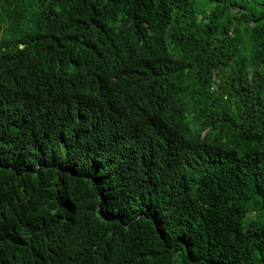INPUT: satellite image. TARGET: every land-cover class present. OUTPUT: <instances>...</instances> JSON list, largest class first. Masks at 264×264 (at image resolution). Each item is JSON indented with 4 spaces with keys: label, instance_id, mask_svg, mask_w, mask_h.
I'll return each mask as SVG.
<instances>
[{
    "label": "trees",
    "instance_id": "obj_1",
    "mask_svg": "<svg viewBox=\"0 0 264 264\" xmlns=\"http://www.w3.org/2000/svg\"><path fill=\"white\" fill-rule=\"evenodd\" d=\"M0 264H264V0H0Z\"/></svg>",
    "mask_w": 264,
    "mask_h": 264
}]
</instances>
